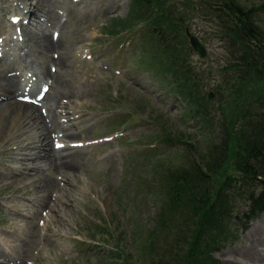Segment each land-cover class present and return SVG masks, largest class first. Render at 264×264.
Segmentation results:
<instances>
[{"label":"rangeland","instance_id":"1","mask_svg":"<svg viewBox=\"0 0 264 264\" xmlns=\"http://www.w3.org/2000/svg\"><path fill=\"white\" fill-rule=\"evenodd\" d=\"M69 1L60 0L55 6L53 21L62 18V28L55 27L54 32L63 36L71 68L56 69L72 81L78 93L70 108L73 121L65 123L72 124L70 129L85 150V162L80 161L75 180L70 184L60 179L61 171H47L57 184L43 192L39 176L30 179L29 170L20 162L35 153L25 148L27 141L22 137L23 142L12 141L8 147L3 146L13 136L22 134L17 131L19 120L12 122L11 127L6 125L5 132L0 133V173L7 179L0 182V253L5 255H1L0 262L146 264L155 252L146 243L157 220L158 175L170 165L178 168L191 162L219 134L218 131L210 134L211 130L194 120L182 97L171 91L168 77L159 75L150 64L147 57L159 54L163 45L155 34L145 32L143 23L114 39L106 34V27H111L114 18L127 17L131 0ZM263 1L240 0L248 7ZM217 2L168 0L167 3L174 19L169 24L170 30L177 33L171 32L169 40L183 51L198 77L200 92L222 93L221 102L217 96L206 98L212 115L219 117L223 110L235 112L233 101L238 87L228 69L229 61L234 60V46L224 33L225 23L210 7ZM23 5L21 0H0V47L4 55H9L0 61L2 69L15 62V41L7 38L17 36L21 28L14 18L15 14H21ZM258 21L264 27V12ZM187 32L197 36L205 46L204 57L192 49ZM149 35L151 39L145 43ZM183 41L187 47L181 49ZM58 52L50 54L53 57ZM48 65L55 68L48 61L46 69ZM22 72L27 76V80L23 77L22 86L25 83L28 86L31 74ZM168 132L187 140L197 153L189 152L187 145L175 139L171 144L162 141L161 136ZM10 146L14 147L12 152L4 153ZM227 173L237 175L238 171L233 166ZM61 191L63 199L67 196L69 201H59ZM46 201L48 205L42 206ZM55 202L64 217L59 224L53 216L48 220L46 214L47 207ZM234 207V215L239 218L229 223L236 237L229 238L213 252V257L218 264H254L244 254L251 240L264 239L261 233L253 231L257 226L264 227V213L245 223L240 219L247 209L245 200L237 196ZM11 243H23L24 254L12 253L8 248ZM154 245L156 250L159 245Z\"/></svg>","mask_w":264,"mask_h":264},{"label":"trees","instance_id":"2","mask_svg":"<svg viewBox=\"0 0 264 264\" xmlns=\"http://www.w3.org/2000/svg\"><path fill=\"white\" fill-rule=\"evenodd\" d=\"M167 2L131 0L127 17L114 18L105 32L114 39L143 23L145 32L155 34L163 50L151 53L148 61L159 75L168 77L171 91L182 97L194 120L210 134L218 131L219 138L188 164L170 165L158 175L157 220L146 243L155 252L146 264H218L213 252L236 237L229 223L239 218L234 215L236 197L246 202L240 217L245 223L264 213V27L258 21L264 1L248 7L240 0H218L210 6L225 23L224 33L235 49L228 69L238 87L233 101L236 110H223L219 117L212 115L208 97L200 92L198 77L183 51L169 40L171 32L177 33L170 30L174 19ZM186 44L183 41L181 49ZM161 137L170 144L175 139L197 153L191 143L171 132ZM233 166L237 175L227 173ZM154 244L159 245L156 250Z\"/></svg>","mask_w":264,"mask_h":264},{"label":"bare ground","instance_id":"3","mask_svg":"<svg viewBox=\"0 0 264 264\" xmlns=\"http://www.w3.org/2000/svg\"><path fill=\"white\" fill-rule=\"evenodd\" d=\"M59 2L60 0H21L25 6L23 5L21 14H15L17 15L15 21L21 23V29L16 38L14 35L7 38L9 41H15L14 52L17 53L14 56L15 62L13 66L5 69L0 67V122L2 125L0 133L3 134L6 125L11 127L15 120H19L17 131H22L19 137L13 136V139L7 140L3 146L8 147L9 142L12 143V141L23 142L22 137L27 141L25 148L35 153L26 157L25 162L23 160L20 162L24 169L29 170L30 179L35 175L39 176V186H42L40 190L43 192L57 184L47 171L50 169L61 171L60 179L70 184L75 180V170L80 167V161L85 162L86 158L82 144L76 140L77 135L74 130L70 129L72 124L66 125L67 122L73 121L70 108L77 101L75 96L78 95L77 90L73 89L72 81L56 69L57 66L68 69L71 60L66 53L67 47L62 39L63 36L54 34L55 27L62 28L63 25L62 18L55 23L53 21L56 16L54 8ZM78 4L80 2L74 5ZM33 21H36V24ZM55 52L59 54L52 57L51 54ZM7 56L9 55H0V61ZM48 61L55 65L54 69L49 65L46 69L45 65ZM21 70L30 72L31 81L34 79V82L27 87H24L25 84L22 86L23 77L27 80V76ZM13 149L14 147H11L3 152L10 154ZM4 179L7 180L6 176L0 173V182ZM62 195L61 191L58 197L61 199L60 202L69 201L67 196L64 200ZM56 203L47 207L49 209L46 214L48 220H51L53 216L54 221L59 224L64 217L62 210L57 209ZM41 204L46 206L48 201ZM253 231L255 234L261 233L264 236V227L261 225ZM8 248L17 256H21L24 252L23 243H11ZM245 252L244 257L250 262L264 264V239L260 237V240H251ZM1 255L5 256L0 253V257Z\"/></svg>","mask_w":264,"mask_h":264},{"label":"water","instance_id":"4","mask_svg":"<svg viewBox=\"0 0 264 264\" xmlns=\"http://www.w3.org/2000/svg\"><path fill=\"white\" fill-rule=\"evenodd\" d=\"M189 44L192 47L194 51H196L200 56L204 57L206 55V48L205 46L200 42L197 36H194L187 32ZM215 96H217L218 100L221 102L223 100L222 93L220 91L217 92H208L207 97L209 99H213Z\"/></svg>","mask_w":264,"mask_h":264}]
</instances>
